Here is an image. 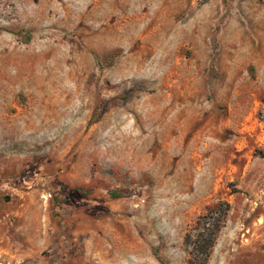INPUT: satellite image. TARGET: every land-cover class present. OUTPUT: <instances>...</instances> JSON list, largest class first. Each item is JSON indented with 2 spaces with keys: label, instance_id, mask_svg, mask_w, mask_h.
<instances>
[{
  "label": "rangeland",
  "instance_id": "374dc122",
  "mask_svg": "<svg viewBox=\"0 0 264 264\" xmlns=\"http://www.w3.org/2000/svg\"><path fill=\"white\" fill-rule=\"evenodd\" d=\"M264 264V0H0V264Z\"/></svg>",
  "mask_w": 264,
  "mask_h": 264
},
{
  "label": "trees",
  "instance_id": "16d2710c",
  "mask_svg": "<svg viewBox=\"0 0 264 264\" xmlns=\"http://www.w3.org/2000/svg\"><path fill=\"white\" fill-rule=\"evenodd\" d=\"M228 203L218 204L206 214L198 216L194 226L185 233L187 264H207L217 235L224 224Z\"/></svg>",
  "mask_w": 264,
  "mask_h": 264
}]
</instances>
